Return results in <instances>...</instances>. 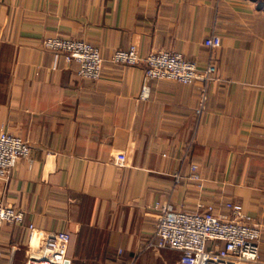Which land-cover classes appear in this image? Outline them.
I'll return each mask as SVG.
<instances>
[{"label": "crops", "instance_id": "crops-1", "mask_svg": "<svg viewBox=\"0 0 264 264\" xmlns=\"http://www.w3.org/2000/svg\"><path fill=\"white\" fill-rule=\"evenodd\" d=\"M52 37L95 46L101 77L80 78L77 63L45 50ZM129 46L200 68L212 56L215 79L150 80L143 97L144 62L110 61ZM1 132L30 150L0 181V202L24 212L0 225V264L25 263L30 224L39 237L68 232L71 264H166L174 252L145 248L155 204L219 214L225 201L259 225L252 264H264V0H0Z\"/></svg>", "mask_w": 264, "mask_h": 264}, {"label": "built area", "instance_id": "built-area-1", "mask_svg": "<svg viewBox=\"0 0 264 264\" xmlns=\"http://www.w3.org/2000/svg\"><path fill=\"white\" fill-rule=\"evenodd\" d=\"M211 51L221 46V38L211 34L204 41ZM45 50L62 54L67 62L78 64L77 75L88 80L101 77L103 59L92 44L71 38L52 37L42 42ZM110 61L115 64H145L141 96H146L147 81L162 80L181 84L201 81L205 85L215 79L213 57L200 68L195 62L175 52H154L142 58L135 46L113 52ZM206 99H202L196 115H200ZM29 143L18 135L0 133V181L8 179L19 160L29 154ZM190 178L198 180V167L190 164ZM200 211L174 210L167 203L155 204L154 231L146 244L147 250H169L178 254L174 264H252L259 257L261 231L255 220L244 211L241 204L225 201L224 212L216 214L212 204L198 205ZM24 212L0 202V225H20ZM28 246L31 252L24 264H71L67 255L70 234L64 230L49 232L39 237L33 224L28 225ZM216 243L209 248L208 243ZM221 243L222 245H219ZM3 253L0 250V259ZM8 264H13L11 259ZM122 264H131L123 262Z\"/></svg>", "mask_w": 264, "mask_h": 264}, {"label": "rangeland", "instance_id": "rangeland-1", "mask_svg": "<svg viewBox=\"0 0 264 264\" xmlns=\"http://www.w3.org/2000/svg\"><path fill=\"white\" fill-rule=\"evenodd\" d=\"M178 259V255L176 256V254H169L168 256V261L166 264H174L176 262V260Z\"/></svg>", "mask_w": 264, "mask_h": 264}]
</instances>
